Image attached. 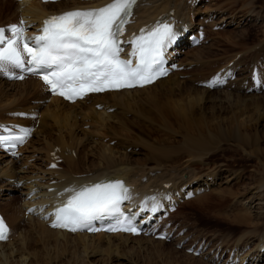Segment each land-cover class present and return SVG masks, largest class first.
<instances>
[{
    "label": "bare ground",
    "instance_id": "6f19581e",
    "mask_svg": "<svg viewBox=\"0 0 264 264\" xmlns=\"http://www.w3.org/2000/svg\"><path fill=\"white\" fill-rule=\"evenodd\" d=\"M106 1H110V0H98L96 2V6L102 5ZM145 1L151 2L150 0H139L135 9V12L138 14V20H136L134 24L131 25V28L133 30H136V32H139V30H137L139 26H143L151 22L155 23L156 19H158L160 15L164 14L162 18V22L165 21L173 22L175 24L174 26L172 25L171 26L173 28V31L177 33V38L171 44L178 43L182 45L185 42L186 37L190 35V33H192V31L194 30V28H192V25L190 24L193 22V20L190 12L191 9L189 6L186 5L187 1L182 3L180 2L181 0H175V3L172 5L173 1L163 0L160 6L158 5L157 7H154L152 9H148L147 6L149 5V3L147 4L145 3ZM20 3H19L20 6L24 8L23 14H21V18L24 20L29 19L28 24H30V22L31 23L42 22V20L47 15L62 13L63 11L72 9L80 4H87L84 3L83 0H78L74 2L62 1L58 3V5L42 4L38 1L29 2L27 0H20ZM250 5L252 6V3H250ZM150 7L151 6H149V8ZM173 9L175 10V14L170 15L169 12L170 10ZM185 10H187V12L184 13L183 15L182 13ZM182 17L185 18L182 19ZM189 19L190 21H188ZM10 23H14V22H10ZM226 40L232 42L229 38H227ZM235 42L236 41H234L233 45H236ZM187 43L189 44L188 48L194 50V48H192L193 46L192 41H188ZM168 48L169 47L167 46L166 52ZM193 50H188V52ZM263 50H264V46L262 45L260 51ZM262 59L263 58H260L259 56L254 54V62L256 63V65L258 64V62L260 63V61L261 62L264 61ZM198 63H201V61L199 62L198 60ZM210 64L211 63H207L206 66H204V63L198 64L199 67L198 69H200V67L210 69L212 67ZM251 71H253L252 74L256 73L254 66H252ZM220 74L221 76H218L217 74L218 77L215 78L222 80L223 83H217L214 86L215 87L223 86L224 88L228 86L226 85L227 71H225L224 69V71ZM261 74L260 76L258 74V77H260L259 79L263 80ZM178 75L179 74H171L168 78L161 79L152 86L135 89L132 91L125 90L122 92H110L105 94L91 95L87 97L84 101H78L75 104L66 103L58 97H52L51 99L52 104L45 112V115L46 114L47 115L44 116L43 119L41 120L42 130H40L39 127L36 128V122H35V127L33 128L30 127L31 129L27 128L25 126L26 124L25 125L23 124L26 121H22V124L17 123V125L25 126L27 129L31 130L30 133H33V135H35L36 129H38V133H37L38 135L44 133L47 135L45 144L48 153L45 156L46 157L45 160L47 161L45 168H49L52 171L51 173L48 172L47 174L48 178H43L41 181H37L36 179L33 180L34 177L32 178V176L26 177L18 174V172L22 171V166L19 167L17 165L18 160L12 157L8 158V160H5L3 159V155H0L1 156L0 157L1 158L0 159V201H1L0 210L5 215L8 224L11 227V234L9 235L7 240L3 243H0V264H105L106 262H115L116 264V262L117 263L128 262L127 260L128 258L121 256L122 253L129 252L132 255L134 254V252L145 251L147 248L146 243L156 244V242L154 241H158V240H155L154 238H145V237L134 238L129 235H122V234L106 235L103 233H99L97 235H88L82 233L70 234L67 232L57 231L49 228V223L46 218H42V216H37V213L44 207H46V210L43 212V214H47L49 210H52L55 207V205L59 204L60 202H64L66 198H68L71 194H73V190H79L83 186L89 185V183H91L92 185L98 182H110L115 180H122L129 187L133 188L128 196L129 199L133 201L132 202L133 206L137 205L136 210L140 211L141 217H143L144 214L146 213L154 217L155 214L157 215L161 214L158 210H162V209L171 210V208L177 203V201L180 200L181 194L184 195V189L188 190L192 187L193 184L196 183H198L199 186V183L201 182L200 181L201 178L200 180L198 179L199 177L196 179V176L201 174V172L196 174L195 170L202 168L201 166L203 163L201 162H206V159L209 160L210 158H216L219 152H217L215 155L210 154L217 151L216 146H218L219 148L223 143H228L229 145L235 144V146H237L238 149L241 150L243 149L246 152H250L248 150H252L251 152L254 155L251 154V156L254 157V159L256 158L255 161L257 160L258 164L262 165V161L264 160L261 161L258 156L259 154L257 155V153H261V155H263L264 153L263 152L264 148L262 149V145H260L262 143V140L264 142V100H260L256 97L253 98L250 97L249 99V98H245L244 96L243 97L239 96L238 94L235 95L228 92H224V93L221 92V94H223L224 97L222 99L217 97L219 102L216 103L215 101L213 103L216 104H214L213 107L211 106L208 107V102L211 101L208 99H213L212 96L214 95V93H211L212 92L210 91L211 89H199L196 87L186 88L184 82L180 81L179 78H177ZM28 80L32 81L31 83L37 82V89L34 92L32 91L29 92L33 96L41 97L42 96L41 93L44 94V92L47 91V88L40 82L39 79L34 77H29ZM262 80L261 82L258 80L259 83L257 85L259 84L263 85L264 81ZM196 81L198 83L202 82L200 80L198 81L197 78L192 80V82L194 83ZM8 82L12 83V85L14 83L16 86L15 85L13 86L18 87L20 85L18 83H24L26 81L11 82L8 80ZM192 82L191 80L189 81V83ZM210 83L211 82H204V84H210ZM158 87L163 88L162 96H165L167 98H172L176 95V92H178L179 94L184 93L187 97V100H185L184 103L179 102L180 104L178 103V105L176 106H170L165 104V103L173 104L171 103L170 100H158L160 99V95H158L157 100L156 97H152L150 98V100H148L150 95H148V98L146 99L145 98L135 99L136 98L135 96L138 94V92L152 93L150 91H156ZM219 96L221 97L222 95L219 94ZM217 98L213 100H217ZM144 103H147L151 109H154V111L144 109L142 107ZM96 106L97 107L102 106L103 111L101 112V114L96 112L95 110ZM111 108L119 110L120 113H118V116L116 114L111 115L109 114L110 112L109 113L107 112ZM123 108L127 109L129 112L126 111L128 113L126 112L123 113L124 111L123 112L121 111ZM7 110H5V113ZM15 111L16 110H10V112H15ZM22 111H27V110L25 109L20 110V112ZM30 111H32L34 114L38 113V109L37 111H35V108L30 109ZM70 114H72L73 116L80 115L84 119H91V121H95L97 122V124L99 123L103 126L107 118L110 120L113 117H115L118 119L119 126L121 127H126L133 131L146 130L147 128H151L152 135L158 133L163 127H168V126H172L173 124H176L177 127L174 126L173 131L174 133L178 134L177 136H180L181 138L180 140L177 139L176 136L170 137L169 134H166L165 136L162 134L160 137L166 141L176 138L177 139L176 142L178 143L177 146L179 147L177 148L176 145L175 146L173 145V142L175 141H171L173 146L170 149H167V151L164 153L173 152L176 154L177 152V154L179 155L176 158L178 157L179 158L178 159L175 158L177 160L176 162L175 159H171L170 161L173 162H171L170 165L183 167V170H188V171L187 172L183 171L182 173H188L189 176L191 177L188 180H184L180 177V175H182L180 173L171 174V175L162 174L160 176L159 175L156 176L154 174V176L156 177L153 176L149 177L148 174L149 172L145 173L146 170L144 169V167L136 168L133 166L134 162L131 159L130 154L127 153L128 150L122 147L118 148L115 145L111 146L109 143L103 144L104 146H102V149L99 151V155L101 157L99 163L95 164L94 162H91L92 169L91 170L89 169L87 172L86 170L83 171L81 166L78 167V165H76V162L74 163L70 162V160H75L77 157L74 158L73 156H69L67 152L68 150L70 152L74 151L76 152V156H77L79 150L78 148H80V145H82L81 142L89 140L88 136L84 135V133L81 132L82 133L81 134L82 137H81L76 132H74L75 130L74 131L71 130L69 134L68 132L65 135L60 134L58 135V137L57 135L54 136V134L51 132H49V134L45 132V129L48 126L47 124H49L48 122L50 119L53 120L55 124H57L60 119L61 121L62 119L64 120L71 119L73 116L71 117ZM125 114L135 115L136 117H139L138 122H133L130 118H126ZM73 126L75 127V125ZM142 126H144L145 129ZM59 130L62 131V129ZM166 136L169 137L166 138ZM68 138L70 140L67 142ZM30 141L31 140H29V143ZM259 141L261 143H259ZM197 143H199L198 147L195 146V144ZM100 144L101 143H99V145ZM25 149L26 147L23 148L21 152L22 151L24 152ZM57 149H58L57 154H59L60 157L63 158L64 162L68 163L67 166H69L63 171L54 170L50 167V163L52 161H55L54 159L52 160L51 154ZM238 149L237 151H235L236 154L239 153L240 151V150L238 151ZM243 153L244 152H242V154ZM246 157L248 159L250 156L249 157L246 156ZM243 159H244V155H243ZM195 160H200V161L195 162ZM160 162H161L160 160L156 159V163H155L156 166H158V164H161ZM209 162H213V161H209ZM253 166H255V163ZM229 167H231V165ZM224 168L225 167L223 166V168L218 167L214 169L216 170L214 172L208 171L207 174L205 173L206 176L204 177H209L208 178L210 179L209 181H211L212 179L215 182L217 178H220L225 173H229L230 172L229 169L234 167L225 168L227 170H224ZM253 172L254 171H252V173ZM257 173L259 172H256V174ZM72 174H78V175L75 178H73ZM146 174L148 175V177L146 176ZM232 175H234V173ZM257 176H259V174ZM12 179H14L15 183L9 184L8 181ZM151 179H153V181H151ZM242 179L244 178L241 175L240 176L237 175L236 178L234 179L236 180L234 186L240 187L242 181H238V180H242ZM168 183L172 184L171 188L165 187V185ZM19 184H22V186L20 187ZM240 188L235 192L234 191L235 189L233 190V186H232L231 190L228 192L229 195H227V197H225L224 199L222 197L217 198V202L213 204L219 206L222 209L224 208L223 210H225L226 209L225 207H227V204L225 202L229 201L228 197L232 198V196H234L235 198V196L241 193V191H239L241 190ZM11 192H17L18 194H20L19 199L21 200V202L23 201L24 205L18 200V197L12 194ZM188 193L191 194V192ZM153 197L155 198V202L159 205V208L156 212H151L149 210H146L152 207ZM215 200L216 199L212 195H206L200 199H197L196 201L197 203L200 204L202 201L208 202ZM4 201L6 203H2ZM17 202L19 204H17ZM208 204L210 205V202H208ZM236 204L235 207L233 206L235 210L249 211V214L246 213L247 216L246 215L238 216L239 214H235V212H231V214H233L232 216H234L233 218L235 219V221L245 222V224L246 223L256 224L258 220H261L263 218L262 213L264 211V191L259 193L258 195L253 196L250 199L248 205L237 206ZM219 207H217V209H219ZM29 208H34V212L28 213ZM213 209L214 211H216L215 208ZM223 210H219V211L223 212ZM222 212L219 214H222ZM226 213L229 214L230 211H227ZM232 216H230V218H232ZM227 219H229V217ZM161 220L164 221V223H167L168 216L166 215L163 217L161 216ZM246 227L248 229L247 225ZM256 228L257 227H255V230L252 233L259 234L260 232L258 231L259 233H257ZM167 233L169 234L171 232H167ZM179 236L182 237L178 238L177 236H175V240H176L175 247L182 244L183 243L182 241L185 238L182 234ZM257 236L259 237L260 235ZM142 238L152 239V241L150 240L145 241ZM99 239H104L106 242L104 240H99ZM262 239L263 238H260V244L255 245V247H253L250 251L248 250L249 252L246 250L247 254H245L244 256L243 253H240L242 254L240 255L242 257L241 258L236 257L235 260L231 258L225 260L223 258L224 253L218 251L219 249L212 250L213 249L212 247L208 248L207 243L205 241H202L200 246L201 248H203V250L207 248V252L206 253L204 252V254L201 255L200 257L205 259V261L207 262H212L213 264L214 262H222L221 264H224V262H233V264L234 263L264 264V240ZM239 241H236V243L238 244ZM159 242L161 241H158V243ZM240 242H243L242 239ZM242 244L245 246L244 243ZM242 244L239 243V245ZM104 255L110 257L107 259H102Z\"/></svg>",
    "mask_w": 264,
    "mask_h": 264
},
{
    "label": "rangeland",
    "instance_id": "374dc122",
    "mask_svg": "<svg viewBox=\"0 0 264 264\" xmlns=\"http://www.w3.org/2000/svg\"><path fill=\"white\" fill-rule=\"evenodd\" d=\"M150 1L151 2L145 1V3L147 4L149 3V5L147 6L148 9H152L154 7H157L158 5L160 6L163 2V0L162 1L161 0H150ZM171 1H173L172 2V5H173L175 3V0H171ZM185 1H187L186 5L189 6L191 9L190 3L191 2L193 3V0H181L180 2L184 3ZM250 3H252V6L250 5ZM20 4L16 0H0V24H6L8 23V21L10 22L11 19H12L11 21L13 22H16V20L20 19L21 14H23V10H24V8L20 6ZM1 6H2V9H1ZM149 6L151 7L149 8ZM186 12L187 10H185L182 14L184 15V13ZM193 13L195 14L194 25L196 24V26H194L193 31H195L196 34H198L202 38V42L199 48L193 50L194 52L193 51L188 52L189 49L187 50V47H185L183 52L179 54L178 60H179V64L182 69L177 70L175 72V74H179L177 78H179L180 81L184 82V85L186 88L196 87L199 89H205V86H202V85L198 86L200 82L198 83L196 81L194 83L192 82V80L197 78L198 81L200 80L204 82H211L209 78L210 75H214V77L221 76V74L218 73V69L222 68L219 70L222 73L223 69H226L228 67V62L232 61L234 57L236 56V54H243L244 57H247L245 62H241L243 59L242 58L238 61V64L236 65V67L234 66L228 67L230 70H232V72L229 71V69L225 70L227 71L226 81L229 82L230 84L228 83V86H226L227 88L224 87L225 90L224 88H221L222 86L221 87L218 86L220 89H216L211 92V93H214L212 97L213 99H216L217 97L222 99L224 96L223 94H221V92L223 93L228 92V93H232L235 95L238 94L239 96H242V97L244 96L245 98H249V99L250 97L252 98L256 97L260 100H264V85L262 86V84H259V85L253 84L254 81H251L249 79V76H250L249 72H251V75H252V72L254 71V69L253 71H251L252 67H250V71H249V68H248V66H251L253 62L255 65L253 64L252 66H254L255 71H256V67L258 65H256V63L254 62V54H252L250 57L249 53L250 52L254 53V51L258 49L257 48L258 45L259 47H261L262 45L264 46V0L263 1H260V0L259 1L258 0H201L197 8H195V11L191 12V15H193ZM193 31L192 33H190V35L186 37V40L183 43L184 45L188 44L187 38L193 35ZM227 38H229L232 42H230L229 40H226ZM189 41H192V39L190 38ZM234 41H236L235 42L236 45H233ZM260 58H263L262 60H264V57H260ZM198 60L199 62L201 61V63H204V66H206L207 63H211L210 65L212 66L211 67L212 69L211 68L206 69L204 67H200V69H198L199 68L198 64H201V63H198ZM259 64H261V66L263 65V68H264V61L262 62L260 61ZM261 66H260V69L262 68ZM182 70L184 71L180 73ZM258 74L259 76L261 74L263 80L259 79L260 77L256 79H258L260 82L261 80L264 81V77H263L264 71ZM187 79L189 81L191 80L192 83H189ZM28 81L29 80H27L24 83H18L20 85L18 87H15L16 85L14 83L13 85L15 86H13L12 83L7 82L3 73L0 74V89H1L0 91L1 92L0 93V124L2 125L8 124V126L9 125L12 126L11 124H14L15 126V123L17 125V123L22 124V121H26L23 124L24 125L26 124L25 126L27 128H30V127L33 128L35 127V122H36V128L39 127V129L42 130L41 120L43 119L44 116L47 115V114L45 115V112L48 110L49 106L52 104V100H51L52 98L49 97L46 91L44 92V94L41 93L42 94L41 97L33 96L32 94H30L29 92L31 91L34 92L37 89V82L31 83L32 81H29V82ZM258 86H261L260 89ZM150 92L152 93L138 92L137 94L138 96L136 95L135 99H140V98L146 99L148 98V95H150L148 100H150V98L152 97H156V100H157L158 95H160V99L158 100H170L171 103L173 104L165 103L170 106H176L178 105L179 102L184 103L185 100H187V97L184 93L179 94L178 92H176V95L172 98H167L165 96H162L163 88L161 87H158L156 91H150ZM219 94L222 96L220 97ZM218 98L217 100L208 99V100H211L210 102H208V107L209 106L213 107L214 104L218 103L219 102ZM215 101L216 103H213ZM33 107L35 108V111H37L38 109L39 114L38 113L34 114L32 111H30V109H34ZM142 107L144 109L154 111V109H151L147 103H144ZM24 109L27 111L20 112V110H24ZM5 110H7L6 113H5ZM10 110H16V111L10 112ZM95 110L99 114H101V112L103 111L102 106H98V107L96 106ZM121 111L122 112L124 111L123 113H125L128 110L123 108ZM18 112L20 115H18ZM107 112L108 113L110 112L109 114L111 115L116 114L117 116H118V113H120L119 110L112 109V108L109 109ZM28 113L30 116H28ZM70 115L71 117L73 116L72 114ZM125 116L126 118H130L133 122H138L139 120V117H136L135 115L125 114ZM50 120L48 122L49 124H47L48 126L45 129V132H47L48 134L49 132H51L54 134V136L57 135L58 137V135L60 134L65 135L67 132L69 134L71 130L73 131L75 130L74 132H76L81 137H82L81 135L82 133L88 136L89 140L84 141L86 143L81 142L82 145H80V148L77 147L79 149L77 158L75 160H70V162L72 163L76 162V165H78V167L81 166L83 171L86 170L87 172L89 169L90 170L92 169L91 162H94L95 164L99 163L101 159L99 155V151L102 149V146H104L103 144L109 143L111 146L115 145L118 148L122 147L128 150L127 153L130 154V157L134 162L133 166L136 168L144 167V169L146 170L145 173L149 172L148 173L149 177L151 176L156 177L162 174L171 175V174H179V173L182 174L180 175V177L184 180H188L191 177L189 176L188 173H182L183 171L185 172L188 171V170H183V167L170 165V163L173 162L170 160L175 159L179 155L177 154V152L176 154L173 152L164 153L167 151V149H170L173 145L177 146L178 145V143L176 142L177 139L179 140L181 139L180 136H177L178 134L174 133L173 131L174 129L173 127L174 126L177 127L176 124H173L172 126H168V127H163L158 133H156L155 135H152L151 128H147L146 130L133 131L129 128L121 127L119 126L118 119L115 117H113L110 120L107 118L106 122L104 123V126L99 123L97 124V122L95 121H91V119H84L80 115L73 116L71 119H65L66 121L64 119H62L61 121L60 119L57 124H55L53 120L51 121ZM73 125H75V127ZM142 127L144 128V126ZM59 129H62V131ZM37 133H38V129H36L33 139L30 141L29 145L26 147L24 151V155L21 156L19 159H17L18 160L17 165L19 167L22 166V171L18 172L19 175L26 176V177L32 176V178L34 177L33 180L36 179L37 181H41L43 178H48L47 174L48 172L51 173L52 170H50L49 168H45L47 164V161L45 160L46 158L45 156L48 153L47 152L48 150L45 144L47 135L45 133L38 135ZM162 134L164 136L166 134H169L170 137L176 136L177 139L175 138V139H170L166 141L160 137ZM168 137L169 136H166V138ZM69 140L70 139L68 138L67 142ZM171 141H175L173 142V145ZM260 141L259 143H261ZM99 143L101 144L99 145ZM263 143L264 142L262 140V143L260 144L262 145V149L264 148ZM98 146L99 147L101 146V147L99 148ZM195 146L198 147L199 143L195 144ZM178 147L179 146H177V148ZM237 149L238 148L237 146H235V144L229 145L228 143H223L219 148L218 146H216L217 151H215L214 153H210V154L215 155L217 152H219L216 156L217 159L216 158H210L209 160L206 159V162H201V163L203 164L207 163L208 165L202 164L201 166L202 168L195 170L196 174L201 172V174L196 176V179L199 177L198 179L200 180L201 178L200 180L201 182L199 183V186H198V183H196V184H193L190 189L188 190L184 189V195L181 194L180 200L177 201V203L170 210V215L168 216V221H167L168 224L166 225V228L165 226L164 227L160 226L161 230L162 229H165L167 231L172 230V232L175 233V235H178L179 238L182 237V236H179L182 234L185 237V241L188 245L194 244V243L198 244V243H201L202 241H205L207 243L208 248L212 247L213 248L212 250L219 249L218 251H220L221 253H224L223 258L225 260H228L229 258L235 260L236 257L241 258L242 256L240 255L242 254L240 253H243V256H244L245 254H247L246 250L250 251L253 247H255V245L260 244V238H263L262 240H264V211L262 213L263 218L261 220H258L256 224H248V223L245 224V222H236L235 219L233 218L234 216H232L233 214H231V212H235V214H239L238 216H241V215L247 216L246 213L249 214V211L235 210L234 207H235L236 202H237L236 204L237 206L248 205L250 199L253 196L258 195L259 193L264 191V186H263L264 185V167H263L264 161H262L264 160V153L263 155H261V153H257V155L259 154L258 156L260 160L262 161V165H261L257 163L258 162L257 160L255 161L256 158L254 159V157L251 156V154L254 155L251 152L252 150H248L251 152L250 153V152L244 151L243 149L242 150L238 149V151L240 150L244 153L242 154V152L239 151V153L236 154L235 151H237ZM263 152H264V149H263ZM243 155H244V159H243ZM246 156L248 157L250 156V157L247 159ZM206 158H209V157H206ZM156 159L161 161L160 162L161 164H158V166H156L155 164ZM176 159H175V162L177 161ZM196 161H200V160H195V162ZM209 161H213V162H209ZM135 162H136V165H135ZM254 163L256 167L258 164L257 168L253 166ZM67 165L68 163H63L62 164L63 169L58 170V171H63L64 169L68 168L69 166ZM230 165L231 167H234L235 169L229 167ZM223 166L225 168L227 167L231 168L232 170L229 169L230 170L229 173L223 174L220 178H217L215 182L212 179L211 181H209L210 180L208 179L209 177H204L206 176L208 171L214 172L216 171L214 169L218 167L223 168ZM225 168L224 170H227ZM252 171H254L255 174L254 172L252 173ZM256 172H259V173L256 174ZM233 173L234 175H232ZM154 174L156 176H154ZM258 174L259 176H257ZM77 175L78 174H72V177L75 178ZM237 175L239 176L241 175L244 178L242 180H238V181H242V184L240 186L242 188L238 186H234L237 180V179L236 180L234 179L236 178ZM146 176L148 177L147 174ZM9 181H8L9 184L15 183L14 179L9 180ZM151 181H153V179H151ZM21 185L19 184L20 187ZM232 186H233V190L235 189L234 190L235 192L240 188L241 190L239 191H241V193L235 196V198L234 196H232V198L228 197L229 201L225 202L228 207V208L225 207L226 212L230 211V213L228 214L225 212V210H223L224 208L222 209L213 203L217 202V198L222 197L224 199L225 197H227V195H229L228 192L231 190ZM188 192H191V194ZM11 193L17 196L18 200L21 202V200L19 199L20 194H18L17 192H11ZM6 194H9V193H6ZM206 195H212L216 199L215 201H208L210 202L211 206L208 204L207 201H202L200 204L197 203L196 201L197 199H200ZM255 199H258V198H255ZM2 203H6V202L4 201ZM21 203L23 204V201ZM17 204L19 203L17 202ZM211 207L212 209L215 208L216 211H214V209L212 210ZM217 207H219V209H217ZM231 208L234 210H232ZM219 210H223V212ZM221 212L222 214H219ZM227 216L229 217V219H227L228 218ZM230 216H232V218H230ZM246 225L248 226V229ZM255 227H257L256 228L257 233L260 232L259 234L252 233L255 230ZM257 235H260V236L258 237ZM142 239L145 241L146 240L152 241V239H144V238ZM237 239L238 241L239 240L241 241L242 239L243 242L239 241V243L240 244L244 243L245 246L243 244L242 245H239V243L237 244L236 243ZM99 240H104V239H99ZM154 242H156V244L146 243L147 248L145 251L134 252V254L132 255L129 252L122 253L121 256L128 258L127 259L128 262H121V263L123 264H213L212 262L205 261V259L201 257H193L192 255L187 254L185 250L178 249V246L175 247L176 241L173 243H166L164 241H161L159 243L158 241H154ZM204 252L205 253L207 252V248L206 250L202 252V255L204 254ZM109 257L110 256L104 255L102 259H107ZM121 263L116 262V264H121ZM221 263L222 262H214V264H221ZM227 263L233 264V262H224V264H227ZM105 264H115V262H106ZM234 264H241V263H234Z\"/></svg>",
    "mask_w": 264,
    "mask_h": 264
},
{
    "label": "snow or ice",
    "instance_id": "6c2138e0",
    "mask_svg": "<svg viewBox=\"0 0 264 264\" xmlns=\"http://www.w3.org/2000/svg\"><path fill=\"white\" fill-rule=\"evenodd\" d=\"M47 2V0H45ZM137 0H112L92 9H75L51 16L43 22L40 34L25 35L23 20L6 28L0 27V73L11 70L39 74L53 94L68 100L83 98L90 92L119 90L152 83L165 72L162 64L165 48L177 38L169 24L160 23L145 33L122 41L125 25L129 23ZM10 33V35H9ZM132 46L130 55L136 59H121V44ZM16 79H23L17 75ZM222 80H213L212 87ZM0 136V144L15 147L30 135ZM55 167V165H51ZM128 189L121 181L101 182L73 190L66 202L55 209L54 228L70 231L89 228L92 221L104 216L120 217L118 226L108 231L136 233L130 220L125 223L121 205L128 200ZM149 210L159 205L152 198ZM96 231L97 229L89 228ZM7 226L0 218V240L7 238Z\"/></svg>",
    "mask_w": 264,
    "mask_h": 264
}]
</instances>
